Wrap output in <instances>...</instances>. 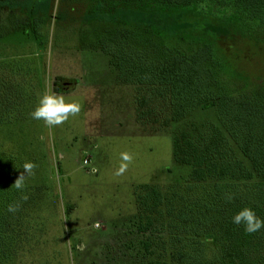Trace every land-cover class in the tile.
Wrapping results in <instances>:
<instances>
[{"label":"trees","instance_id":"16d2710c","mask_svg":"<svg viewBox=\"0 0 264 264\" xmlns=\"http://www.w3.org/2000/svg\"><path fill=\"white\" fill-rule=\"evenodd\" d=\"M55 1L28 0L25 7L22 0H0V37L30 19L47 21ZM58 3L84 12L79 28L89 27L94 48L107 54L118 79L135 87L136 116L146 131L158 133L199 107L214 109L220 122L174 134V161L190 168L185 184L171 185L168 194L155 184L135 187L138 229L148 233L146 264H264V228L246 234L231 222L245 205L264 219V77L247 73L239 62L250 57L243 50L233 55L236 40H252L264 51V0ZM33 70L29 63H0V125L18 119L34 100ZM17 172L0 155V236L29 213L33 200L15 188ZM161 219L168 238L156 246L152 234Z\"/></svg>","mask_w":264,"mask_h":264},{"label":"rangeland","instance_id":"374dc122","mask_svg":"<svg viewBox=\"0 0 264 264\" xmlns=\"http://www.w3.org/2000/svg\"><path fill=\"white\" fill-rule=\"evenodd\" d=\"M22 2L28 7V0ZM51 12L47 21L30 19L26 27H7L13 31L0 37V63H29L37 88L18 119L0 125V155L23 175V189L33 195L29 213L0 236L5 251L0 264H146L142 242L148 233L138 229L135 187L155 184L168 194L171 185L185 184L190 168L174 161V134L220 122L214 109L199 107L158 133L146 131L136 116L135 87L118 79L107 54L94 48L89 27L79 28L84 12L78 7L72 12L58 0ZM238 43L233 55L243 50L250 57L239 62L247 73L264 77L263 48L252 40ZM46 91L77 100L80 112L53 127L33 120L30 112ZM25 162L34 165L31 174L24 173ZM162 221L167 220L158 221L152 234L156 246L168 238Z\"/></svg>","mask_w":264,"mask_h":264},{"label":"clouds","instance_id":"9594fccd","mask_svg":"<svg viewBox=\"0 0 264 264\" xmlns=\"http://www.w3.org/2000/svg\"><path fill=\"white\" fill-rule=\"evenodd\" d=\"M80 108L81 105L77 100L46 91L40 96L37 105L30 112V117L33 120H42L46 127H53L63 124L70 116L77 115L80 112ZM121 158L125 161L130 160V156L126 153H123ZM33 167L32 163L25 162L23 164L24 173L31 174ZM120 171H123V167H121ZM23 180L22 174L15 180L14 186L17 190H21L24 187ZM225 198L231 202L234 197L231 194H226ZM15 210V206H8L9 212H14ZM231 222L235 225H242L246 234L256 233L261 228H264V219L260 218L250 205L239 208L232 215Z\"/></svg>","mask_w":264,"mask_h":264},{"label":"water","instance_id":"95a60500","mask_svg":"<svg viewBox=\"0 0 264 264\" xmlns=\"http://www.w3.org/2000/svg\"><path fill=\"white\" fill-rule=\"evenodd\" d=\"M63 85L68 86V88H70V89H74L76 86L75 83H71V82H64Z\"/></svg>","mask_w":264,"mask_h":264},{"label":"built area","instance_id":"2783aa9c","mask_svg":"<svg viewBox=\"0 0 264 264\" xmlns=\"http://www.w3.org/2000/svg\"><path fill=\"white\" fill-rule=\"evenodd\" d=\"M96 226L98 227V226H99V224H96Z\"/></svg>","mask_w":264,"mask_h":264}]
</instances>
